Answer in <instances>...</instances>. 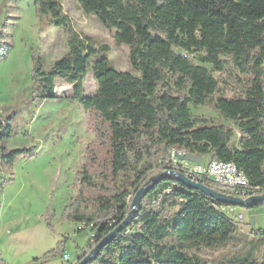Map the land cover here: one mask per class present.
Masks as SVG:
<instances>
[{
  "label": "trees",
  "instance_id": "trees-1",
  "mask_svg": "<svg viewBox=\"0 0 264 264\" xmlns=\"http://www.w3.org/2000/svg\"><path fill=\"white\" fill-rule=\"evenodd\" d=\"M35 1L52 25L66 26L58 2ZM77 1L113 32L117 45L127 47L131 68L121 72L110 67L106 57L97 56L108 52L107 46L76 34L62 58L50 64L39 58L33 68L41 98H57L59 79L72 86L81 105L98 111L110 130L112 193L97 195L88 213L79 191L69 213L73 222L93 225L92 247L123 221L129 210L126 199L152 169L157 153L163 155L162 166L171 149L206 157V162H231L251 189L264 191V0ZM176 48L201 53L200 62L212 71L192 63ZM92 57L96 58L90 72L97 92L84 97L81 81ZM228 70L241 80L232 97L225 98L217 95L219 83L212 73ZM207 105L226 123L192 115L191 107ZM8 137V130L0 134V161L11 164L23 150L5 151ZM85 173L81 184L88 180H83ZM154 200L159 201L152 206ZM220 207L226 206L163 179L148 190L129 225L89 264H264L250 252L218 263L188 254L192 248H219L233 239L237 224ZM109 224L114 228L109 230ZM260 234L264 236V230Z\"/></svg>",
  "mask_w": 264,
  "mask_h": 264
},
{
  "label": "rangeland",
  "instance_id": "rangeland-1",
  "mask_svg": "<svg viewBox=\"0 0 264 264\" xmlns=\"http://www.w3.org/2000/svg\"><path fill=\"white\" fill-rule=\"evenodd\" d=\"M46 1V0H43ZM67 18L66 26H54L51 17L40 12L35 0H0V134L8 130L5 151L23 150L13 163L0 161V264H72L88 255L92 247L89 229L77 231L69 213L80 201L89 207L97 195L112 193L109 176L110 130L100 113L86 108L74 98L72 86L55 81V99H43L33 68L41 58L50 64L67 53L72 34L105 45L110 67L131 72L128 49L117 45L112 31L94 15L85 13L77 0H55ZM175 52L212 71L200 62L201 53ZM82 76L84 97H93L97 84L90 72L92 61ZM217 79L218 96L232 97L241 76L228 70ZM194 117L224 122L212 106L191 107ZM175 152L179 150L173 149ZM171 152V150H170ZM169 152V153H170ZM167 159L164 163L168 161ZM163 155L154 154L152 169L137 189L163 167ZM201 164L206 165V157ZM82 172L88 179L80 183ZM131 203L134 196L129 194ZM127 201V200H126ZM241 210L233 239L223 247L190 249L188 254L207 263H218L250 252L264 260V206L234 207L230 217ZM170 210L168 213H172ZM69 262L62 260V255Z\"/></svg>",
  "mask_w": 264,
  "mask_h": 264
},
{
  "label": "built area",
  "instance_id": "built-area-1",
  "mask_svg": "<svg viewBox=\"0 0 264 264\" xmlns=\"http://www.w3.org/2000/svg\"><path fill=\"white\" fill-rule=\"evenodd\" d=\"M236 137H239L240 134L235 131ZM170 152V151H169ZM183 152H175L171 149L169 153L168 161L166 166H163L157 174H160L164 170H170L182 174L185 178L194 183L200 184H210L215 186L223 191H226V195L246 199L250 196H255L258 194L264 193V191L259 190L258 188L251 189L249 186L248 179L244 174L239 171L233 163L231 162H222V161H209L206 165L203 164H194L185 159L179 160V156H184ZM134 192V191H133ZM135 193V192H134ZM129 195L127 197V205L129 202ZM159 200H154L151 202V205H157ZM219 210L225 214H230L234 210L231 206L220 207ZM244 219L243 212L238 210L234 214L235 222H241ZM113 224H109L108 229L111 228ZM84 229H89L90 231V240L92 244L95 243V232L93 230V225H86L85 223L77 224V230L81 231ZM62 260L64 262H69V257L66 254L62 255ZM76 264V260L72 263Z\"/></svg>",
  "mask_w": 264,
  "mask_h": 264
},
{
  "label": "water",
  "instance_id": "water-1",
  "mask_svg": "<svg viewBox=\"0 0 264 264\" xmlns=\"http://www.w3.org/2000/svg\"><path fill=\"white\" fill-rule=\"evenodd\" d=\"M178 159L179 160L185 159L191 163H196V164H200L202 161V158L200 156H192V155L179 156ZM163 179H171L176 183L182 184L189 190H198L203 195L225 206L249 209L264 203V194L250 196L246 199L236 198L220 192H216L215 190L211 189L206 185L191 182L180 173L166 170L158 175L150 177L148 181H146L142 185V187L135 193L133 200L129 206V211L127 212L124 220L121 223H119L107 235H105L99 242H97L88 255L76 259V264H89L93 259H95L98 256V254L102 251V249L105 246H107L111 242V240L116 237L118 233H120L124 228H126L129 225L130 221L135 216V213L140 205L141 200L144 198L148 190L153 185H155L156 183H158Z\"/></svg>",
  "mask_w": 264,
  "mask_h": 264
},
{
  "label": "bare ground",
  "instance_id": "bare-ground-1",
  "mask_svg": "<svg viewBox=\"0 0 264 264\" xmlns=\"http://www.w3.org/2000/svg\"><path fill=\"white\" fill-rule=\"evenodd\" d=\"M213 161H218V160H213ZM201 162H202V161H201ZM222 162H223V161H222ZM166 164H167V163H166ZM166 164H165V166H166ZM194 164H196V163H194ZM200 164H201V163H200ZM234 166H235V165H234ZM235 167H236V166H235ZM236 168H237V167H236ZM237 169H238V168H237ZM238 170H239V169H238ZM164 171H166V170H164ZM164 171H163V172H164ZM239 171H241V170H239ZM176 173H177V172H176ZM244 176H245V175H244ZM203 185H205V184H203ZM139 189H140V188H139ZM139 189H137L136 192H137ZM136 192H135V193H136ZM135 193H134V195H135ZM223 194H224V193H223ZM262 194H264V193H262ZM262 194H258V195H262ZM133 197H134V196H133ZM132 200H133V198H132ZM141 201H142V200H141ZM131 202H132V201H131ZM140 203H141V202H140ZM130 204H131V203H130V201H129V202H128V206H130ZM154 206H155V205H154ZM128 211H129V210H128ZM123 220H124V219H123ZM112 228H114V226H112L111 228H109V230L112 229Z\"/></svg>",
  "mask_w": 264,
  "mask_h": 264
},
{
  "label": "crops",
  "instance_id": "crops-1",
  "mask_svg": "<svg viewBox=\"0 0 264 264\" xmlns=\"http://www.w3.org/2000/svg\"><path fill=\"white\" fill-rule=\"evenodd\" d=\"M207 163V162H206Z\"/></svg>",
  "mask_w": 264,
  "mask_h": 264
}]
</instances>
